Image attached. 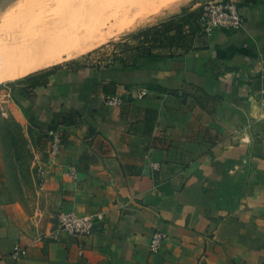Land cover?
Wrapping results in <instances>:
<instances>
[{"label": "crops", "instance_id": "crops-1", "mask_svg": "<svg viewBox=\"0 0 264 264\" xmlns=\"http://www.w3.org/2000/svg\"><path fill=\"white\" fill-rule=\"evenodd\" d=\"M233 1L238 30L208 36L193 22L160 43L77 59L76 71L57 64L45 85L19 90L43 174L24 221L0 189V264H264V0ZM70 115L75 124L49 129ZM64 211L103 219L74 238L56 233ZM155 230L167 239L151 252Z\"/></svg>", "mask_w": 264, "mask_h": 264}, {"label": "bare ground", "instance_id": "bare-ground-1", "mask_svg": "<svg viewBox=\"0 0 264 264\" xmlns=\"http://www.w3.org/2000/svg\"><path fill=\"white\" fill-rule=\"evenodd\" d=\"M180 1L184 0L15 1L1 19L10 27L0 33V83L76 58L163 10L176 9ZM58 6L57 13L30 19L34 12Z\"/></svg>", "mask_w": 264, "mask_h": 264}, {"label": "rangeland", "instance_id": "rangeland-1", "mask_svg": "<svg viewBox=\"0 0 264 264\" xmlns=\"http://www.w3.org/2000/svg\"><path fill=\"white\" fill-rule=\"evenodd\" d=\"M18 1L0 0V29L2 30L0 33L5 32L10 27L9 25L4 27L3 23H1L6 6H9L13 2L16 4ZM203 1L206 0L180 1L177 3L176 9L163 10L158 15L149 17L122 33L116 34L90 51L60 64L75 59H86L90 54H95L96 52L112 53L113 50H124L128 48L126 42L128 40H137L139 38L138 34L141 31L163 19L177 17L176 14L179 13L181 8L191 6L193 2L199 6ZM60 9L61 7L58 6L37 11L31 15L30 19L33 20L34 16L39 18L42 14L57 13ZM10 22H19V20L12 19ZM22 78L0 83V189L6 199L8 209L17 217L18 221H24L31 213L33 185L35 180H37L35 168L38 157L37 149L29 138L30 133L27 121L17 104L16 95L23 88V84L15 82Z\"/></svg>", "mask_w": 264, "mask_h": 264}, {"label": "built area", "instance_id": "built-area-1", "mask_svg": "<svg viewBox=\"0 0 264 264\" xmlns=\"http://www.w3.org/2000/svg\"><path fill=\"white\" fill-rule=\"evenodd\" d=\"M199 30L210 36L214 31L226 30L235 31L242 27L243 18L238 10L237 4L233 0H206L198 6V16L194 22ZM163 39V38H162ZM162 41V40H161ZM260 80V106L264 108V58L259 68ZM146 90L137 93L138 98L146 95ZM105 104L112 107H118L124 104V99L119 96H107ZM49 151L48 154L56 156L62 148V140L58 132L50 131ZM42 168H36L37 179L42 178ZM67 175L70 179H76V172L73 168H69ZM103 219V214L97 212L95 214H78L74 211L60 212L57 216L56 233H63L71 237L90 236L97 230L98 223ZM167 239L165 233L155 230L149 242L151 252H157L163 241ZM14 254L24 255L25 252L20 247L14 249Z\"/></svg>", "mask_w": 264, "mask_h": 264}, {"label": "trees", "instance_id": "trees-1", "mask_svg": "<svg viewBox=\"0 0 264 264\" xmlns=\"http://www.w3.org/2000/svg\"><path fill=\"white\" fill-rule=\"evenodd\" d=\"M245 3H256L257 0H244ZM195 2H193L194 4ZM187 8H181L182 14L179 17H173L165 22L161 23L158 26L149 27L138 34L139 39L141 38L142 42L148 44L160 43L163 35L168 32H173L174 35H180L183 32L184 25H191L195 22L196 17L198 16V9L195 11L186 12ZM64 64L71 65L72 70L76 71L78 68L82 67L83 64L77 59L65 62ZM60 65H55L53 67L48 68L47 70H40L38 72L29 74L23 77L21 80L15 83H21L25 85L26 88H22V91H25L27 88H34L37 86H43L47 83L49 75L53 73V71L58 68ZM77 115L73 116H62V117H54L52 125L49 126V129H54V124L57 122L61 124H75ZM82 159L86 160V155L82 156Z\"/></svg>", "mask_w": 264, "mask_h": 264}]
</instances>
